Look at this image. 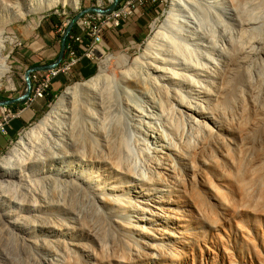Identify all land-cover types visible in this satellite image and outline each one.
I'll return each mask as SVG.
<instances>
[{
  "label": "bare ground",
  "instance_id": "6f19581e",
  "mask_svg": "<svg viewBox=\"0 0 264 264\" xmlns=\"http://www.w3.org/2000/svg\"><path fill=\"white\" fill-rule=\"evenodd\" d=\"M80 4L0 0V81L8 25ZM98 70L0 158V264H217L205 233L264 218V0H172Z\"/></svg>",
  "mask_w": 264,
  "mask_h": 264
},
{
  "label": "rangeland",
  "instance_id": "374dc122",
  "mask_svg": "<svg viewBox=\"0 0 264 264\" xmlns=\"http://www.w3.org/2000/svg\"><path fill=\"white\" fill-rule=\"evenodd\" d=\"M171 1L172 0H154L150 5L145 6L143 11H147L150 14L148 36L130 49L106 54L99 60L97 70L99 67L106 68L109 73L114 74L116 77L119 76V74L127 68L128 64L132 63L134 58L142 53L147 41L154 35V26L165 19ZM108 5H110V0H81L80 8L77 13L90 7L101 6L106 8ZM77 13L70 7L58 6L53 10L44 12L40 16L30 15L26 20L13 22L6 27L3 36L4 50L2 51V56L6 57V63L10 67V72L0 81V97L10 98V96L16 93L14 89H19L21 95L26 92V84L23 80L24 72L21 65L16 61L19 53L25 49V45L30 44L33 40V37L25 35L24 31L29 30L36 32L43 28L47 31L49 29L48 27L51 28L60 22H62V25H68V22L71 21ZM18 43H22V45L18 46ZM124 55L127 56V61L125 63L121 60V57ZM109 56H114L115 58L108 61L107 58ZM98 72L99 70L97 73ZM87 81L88 80H82L79 77L72 76L63 92L68 87H72L75 84H83ZM62 93L57 97L50 98L51 107ZM51 107L48 108L47 112L41 118L34 121L27 128L30 129L36 125L50 111ZM18 139L19 138L15 139L14 144ZM8 151L9 149L4 150L3 153L0 154V158L5 156ZM240 219L242 220V228L241 226L238 228L239 226L237 227L234 222H228L223 226L220 232L222 242L217 240L216 236L213 237L211 233L209 234V232H207L205 233L203 243H206V245L220 255L221 259L219 260L218 258L217 264H228L230 260H232L234 264H264V218L260 215L244 213ZM202 248L204 251L207 250L205 245H202ZM223 249L228 253L229 258L227 255H223ZM196 256L198 257L196 263L199 264L198 260L201 259L199 258V252L196 253ZM190 261L192 263V259Z\"/></svg>",
  "mask_w": 264,
  "mask_h": 264
},
{
  "label": "crops",
  "instance_id": "0c3cea01",
  "mask_svg": "<svg viewBox=\"0 0 264 264\" xmlns=\"http://www.w3.org/2000/svg\"><path fill=\"white\" fill-rule=\"evenodd\" d=\"M143 9L137 10L134 15L129 17L119 27L109 26L104 32L103 42L97 46L96 52L93 53L92 57L84 55L89 45L88 39L84 38L80 46L82 59L75 67L72 76L79 77L82 80H90L98 71L99 60L106 54L130 49L135 44L143 41L148 36L150 27V14L147 11H143ZM48 28L47 31L45 28L36 32L24 31V34L29 37L32 36L33 40L30 44L25 45V49L19 53L16 59L24 72L23 77H25L29 69L49 65L57 60L66 28H63V25L59 26V24ZM71 32H79L76 25ZM125 59H127L126 55L121 57V60L124 61ZM71 78L65 75L57 77L51 87V96L47 99H39L32 103L19 102L11 106L14 110L21 111V115L11 122L6 135L0 134V154L9 148L11 142H14L23 130L47 112L51 104L50 98L57 97L62 93ZM14 90L16 93L6 99L20 97L21 91L19 89Z\"/></svg>",
  "mask_w": 264,
  "mask_h": 264
},
{
  "label": "built area",
  "instance_id": "2783aa9c",
  "mask_svg": "<svg viewBox=\"0 0 264 264\" xmlns=\"http://www.w3.org/2000/svg\"><path fill=\"white\" fill-rule=\"evenodd\" d=\"M152 1L154 0H121L116 10L109 15L89 14L82 17L76 24L79 32H71L68 36L66 54L62 64L51 70L37 71L31 74L32 92L26 102L32 103L39 99L49 98L52 84L57 77L60 75L72 76L75 67L82 59L80 46L84 38L89 41L84 55L92 57L93 53L96 52L97 46L103 42L104 32L109 26L119 27L124 21L134 15L137 10L150 5ZM112 2L113 0H110V4ZM63 26V28H66L67 24ZM21 45L22 43H18V46ZM23 80L25 82V77H23ZM49 107H51V104ZM20 115L21 111L14 110L11 106L0 107V134L6 135L11 122L19 118ZM25 131L26 129L18 135V138H21ZM13 145L14 142H11L8 149Z\"/></svg>",
  "mask_w": 264,
  "mask_h": 264
},
{
  "label": "water",
  "instance_id": "95a60500",
  "mask_svg": "<svg viewBox=\"0 0 264 264\" xmlns=\"http://www.w3.org/2000/svg\"><path fill=\"white\" fill-rule=\"evenodd\" d=\"M120 2H121V0H113V2L107 8H103L101 6L90 7V8L84 9V10L80 11L79 13H77L72 18V20L69 21V23L66 27V31L63 34V38H62V42H61V49H60L59 56H58L57 60L55 62L49 64V65L38 66V67H34V68L29 69L25 74L26 92L18 98H12V99L0 101V107L12 106V105L19 103V102H26L28 100V98L30 97L31 92H32L31 74L33 72H37V71L51 70V69H54V68H56L62 64V62L65 58V54H66V44H67L68 36L71 33V31L73 30V28L75 27V25L77 24V22L82 17L89 15V14L109 15L116 10V8L120 4Z\"/></svg>",
  "mask_w": 264,
  "mask_h": 264
},
{
  "label": "trees",
  "instance_id": "16d2710c",
  "mask_svg": "<svg viewBox=\"0 0 264 264\" xmlns=\"http://www.w3.org/2000/svg\"><path fill=\"white\" fill-rule=\"evenodd\" d=\"M61 25H62V22L59 23V26H61ZM2 100H7V99L4 97H0V101H2Z\"/></svg>",
  "mask_w": 264,
  "mask_h": 264
}]
</instances>
